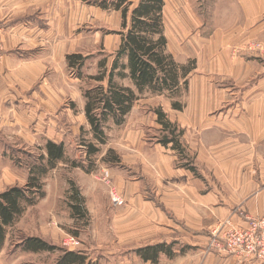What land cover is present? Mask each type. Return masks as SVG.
Segmentation results:
<instances>
[{
	"label": "rangeland",
	"instance_id": "374dc122",
	"mask_svg": "<svg viewBox=\"0 0 264 264\" xmlns=\"http://www.w3.org/2000/svg\"><path fill=\"white\" fill-rule=\"evenodd\" d=\"M188 3L199 16L200 20H195L201 23L181 27L180 32L176 27L166 25L168 50L173 51L179 61H195V69L189 76L190 88L188 85L176 99L185 106L189 101H195L194 107L200 109L196 114L202 117H199V123L210 121L211 131L207 132L214 135L219 119L227 118L226 114L236 118L243 112L245 104L249 107V88L264 79V26L252 27L250 30L257 28L256 34L226 46L228 43L224 45L223 38L231 27L226 25L225 19L240 22L239 12H233L234 15L221 13V17H216L219 24L215 25L216 10L220 9L218 4L214 7L207 0H185L183 5L190 8ZM63 6L60 11L51 12L49 18L50 25H53L59 12L64 22L60 21L63 45L58 57L33 83L35 94L32 101H19V108L25 111L27 126L24 130L0 132V190L25 182L26 162L44 152L39 147H43L48 137L63 143L68 161L57 163L43 177L44 196L28 206L17 222L8 228L0 250V264H55L61 250L30 252L14 248L13 240L22 235L39 236L59 249L78 251L97 264H135L132 259L137 256L133 249L158 242L175 241L174 249L184 254L202 249L212 227L223 219L215 221V218L201 215L203 213L198 211L193 218H185L181 213L197 209L200 196L210 192L213 182L216 183L214 177L218 170L215 174H212L214 170L205 171L201 169L203 163L200 162L195 168L204 178L197 174L203 178L202 182L192 184L188 178L169 177V172L165 174L159 167L161 158L166 159L172 154L158 145L159 125L152 110L161 107L170 119L176 115H183L185 120L187 117L185 107L182 113L171 109V98L143 94L121 125H115L112 120L104 124L106 143L97 144L100 150L92 156L93 167L89 172L70 166V160H83L86 166L89 165L82 141L90 140L92 134L84 116L83 92L96 83L89 77L101 70L99 61L105 57L106 65L111 63L118 46L119 38L115 31L120 29V14L82 0H64ZM187 11L189 9L183 8L178 12L185 17ZM259 23H264V11ZM217 32H220V49L223 48L235 61L230 65L231 70L239 71L235 76L226 68L217 67L215 56L204 54L207 42L203 38L214 36L216 39ZM255 44L261 47L257 48ZM194 51L200 52V56L186 58ZM62 52L88 55L81 70L82 79L66 67ZM116 81L129 84L126 79L116 78ZM41 84L46 91H41ZM39 96L43 101H38ZM201 130L198 125L189 129V133L198 134ZM183 134L190 143L195 142L196 137L188 134L187 129H183ZM184 143L187 147L185 137ZM176 155L174 166L182 164ZM70 181L85 197L86 218L71 214L68 206ZM182 186L188 189L182 191L179 189ZM112 188L122 197L121 205L112 201Z\"/></svg>",
	"mask_w": 264,
	"mask_h": 264
},
{
	"label": "crops",
	"instance_id": "0c3cea01",
	"mask_svg": "<svg viewBox=\"0 0 264 264\" xmlns=\"http://www.w3.org/2000/svg\"><path fill=\"white\" fill-rule=\"evenodd\" d=\"M184 1L164 0L163 23L166 37L167 24L176 27L177 32H180L183 29L181 27H193L195 23H201L199 16L194 13V8L190 7L189 3L190 8L183 5ZM208 1L214 7L218 4L221 9L216 10L215 25L219 24V22L216 23L217 16L221 17L224 13L234 15L233 12L240 14V22L225 19L226 25L231 27L226 30L227 35L223 38L225 40L223 44L228 43L226 46L245 38V36L250 37L251 34H256L257 28L250 30L252 27L264 26V23H259V18L264 11V0ZM63 4L64 0H0L2 40L0 50V132L2 130H24L27 126L25 111L23 108H19V101H32L35 94V91L32 90L33 83L43 75L49 63L58 57L59 49L63 45L60 21L64 22L59 12L55 16L56 22L53 21V25H50L49 18L51 12L64 8ZM183 8L189 9L185 17H182L178 12ZM37 13L39 15L35 17ZM219 35L220 32H217L216 39L214 36L203 38L207 42L204 54L205 56H215L217 58L216 66L226 68L229 73L235 76L239 71L231 70L230 65L235 61L229 58L223 48L220 49L221 38ZM168 44L167 37V50ZM62 53L63 62L66 65V53ZM170 53L176 59L173 51ZM198 54L200 52L194 51L191 54L188 53L186 58H197L200 56ZM176 61L186 62L177 59ZM188 85L190 88L189 77ZM40 89L43 92L46 91L43 84ZM248 96L249 107H246L247 104H245L246 108L244 107L243 112L238 113L239 116L236 118L228 117L229 114H226L227 118L219 119L218 129L214 135L207 132L211 131L209 129L210 121L199 123V117H202L200 114H196L200 112V109L194 107L195 101H189L186 106L185 104L183 106L187 115L186 120L183 115H176L173 119L167 116L171 121L177 122L184 131L187 129L188 134H192L189 133V129H195L198 125L203 129L198 134H192L193 137H196L195 142L190 143L184 134L181 136V142L187 152L191 150L189 154L193 155L196 168L202 162L201 169L204 168L205 171L218 170L217 176L214 177L216 183L213 182L212 190L200 196V205L197 209H187L185 213H181L183 217H196V211H198L203 213L201 215L215 218V221L231 216L235 223H242L240 215L236 213L238 210L251 215H264V79L256 81L249 88ZM37 98L38 101H43L42 96ZM172 110L182 113V110ZM158 145L161 149L172 154L167 155L166 159L161 158L159 162V167L165 174L168 171L169 177L188 178L192 184L202 182L201 179L204 177L201 173L199 174V170L196 169L198 175L203 178L193 174L181 164L174 166L177 153L169 147H164L159 143ZM192 151L195 153L193 154ZM0 153L2 154L1 149ZM214 171L212 174L216 173ZM179 189L183 191L188 187L182 186ZM199 246L198 244L197 247ZM205 248L206 244L202 249L197 248L196 251L187 254L175 250L176 255L173 258L161 256L156 263L144 261L138 257L132 260L135 264H264L257 260L241 263L235 256L207 252Z\"/></svg>",
	"mask_w": 264,
	"mask_h": 264
},
{
	"label": "trees",
	"instance_id": "16d2710c",
	"mask_svg": "<svg viewBox=\"0 0 264 264\" xmlns=\"http://www.w3.org/2000/svg\"><path fill=\"white\" fill-rule=\"evenodd\" d=\"M82 1L120 14V29L115 31L119 35V43L111 63L107 66L105 57L99 61L101 70L89 77L96 83L83 92L84 116L92 134L90 140L82 141L89 165L86 166L83 160H70V166L89 172L93 167L91 158L100 150L98 145L106 143L104 124L112 120L115 125H121L143 94L165 95L171 98L173 109L182 110L184 104L176 98L187 90L188 77L195 69V61L192 59L179 63L167 50L163 23L164 0ZM88 58V55L82 53H68L65 56L67 68L75 71L78 79H82L81 70ZM116 78L126 79L129 84H119ZM152 111L156 116L155 122L159 125L157 142L174 150L179 155V160H182L181 166L197 175L192 157L181 142L183 129L175 121H171L161 107ZM39 149H44V152L26 162L25 182L11 184L0 190V250L7 238L8 228L17 222L28 206L44 196L43 177L57 163L68 161L62 142L47 139ZM69 184L68 206L71 214L86 218L85 197L73 181ZM175 243L146 244L133 249V253L144 261L156 263L161 256L173 258L176 255ZM13 246L30 252L61 250L55 264H97L78 251L59 249L35 235L19 236L13 240Z\"/></svg>",
	"mask_w": 264,
	"mask_h": 264
},
{
	"label": "built area",
	"instance_id": "2783aa9c",
	"mask_svg": "<svg viewBox=\"0 0 264 264\" xmlns=\"http://www.w3.org/2000/svg\"><path fill=\"white\" fill-rule=\"evenodd\" d=\"M0 28V50H1ZM260 48V44H255ZM1 54V53H0ZM112 201L123 203L122 197L112 188ZM242 223H235L232 217L219 221L210 231L207 239V252L235 256L239 262L257 260L264 263V215H251L238 210Z\"/></svg>",
	"mask_w": 264,
	"mask_h": 264
}]
</instances>
